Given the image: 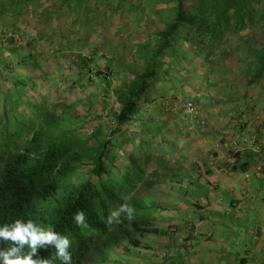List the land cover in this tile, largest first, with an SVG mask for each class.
<instances>
[{
	"label": "crops",
	"instance_id": "obj_1",
	"mask_svg": "<svg viewBox=\"0 0 264 264\" xmlns=\"http://www.w3.org/2000/svg\"><path fill=\"white\" fill-rule=\"evenodd\" d=\"M16 1L0 0V29L14 24L19 34L41 37L32 48L22 45L17 56L4 57L10 65L7 73L0 69V116L3 105L15 114L44 103L41 83L63 81L65 65L76 68L75 59L62 54L82 49L72 44L63 50L59 38L51 40L54 30L43 23L45 16L62 17L67 24L62 32L86 35L88 52L97 48L90 34L118 23L109 33L123 32L129 38L122 48L116 39L104 37L100 50L110 61L144 47L145 39L174 17V10L164 20L154 6L142 10L147 0H133L129 12L125 6L132 0H124L125 6L117 4L108 12L104 8L102 14L95 0H22L21 9ZM114 13L125 20L112 23ZM90 57L96 59L97 53ZM187 59L181 64L169 54L163 59L146 92L150 101L116 138L169 162L167 175L145 192L162 209L152 224L157 233L139 238L141 247L131 248L134 252L126 253V259L128 264H264V164L256 150L264 143V83L248 85L246 59L236 54L214 55L213 68L191 55ZM137 66L143 69L142 62ZM185 102L195 105L196 119L184 112Z\"/></svg>",
	"mask_w": 264,
	"mask_h": 264
},
{
	"label": "trees",
	"instance_id": "obj_2",
	"mask_svg": "<svg viewBox=\"0 0 264 264\" xmlns=\"http://www.w3.org/2000/svg\"><path fill=\"white\" fill-rule=\"evenodd\" d=\"M172 1L174 17L166 28L152 35V39H145L144 47L133 49L143 69L131 80H121L114 89L112 94L120 107L109 114L113 128L106 137L103 131L108 130V124L102 127V117L95 119L100 123L91 128L69 126L63 116H47L44 103L30 104L20 115L9 114L3 105L0 116V227L16 220H32L45 228L52 226L70 240L71 264L107 263V253L121 243L138 248L141 247L139 238L157 233L152 224L162 209L147 200L145 192L167 175L169 162L136 146L127 152L122 143L119 147L124 149V160L119 170L118 166H112L107 154L114 149L112 140L120 137L127 123L137 120L141 107L150 101L146 92L161 71L163 59L169 54L182 63L191 55L192 59L204 63L213 58L217 50H222L220 56H227L224 53L227 49H231L230 53L234 51L233 42L237 37L255 33L259 41L248 48L246 74L249 86L264 83V0ZM23 2L17 0L16 8L21 9ZM67 2L71 0H65ZM62 19L50 16L43 19V23L54 30L51 40L59 38L64 44L63 50L73 48L72 44L81 48L82 53L75 50L68 55L76 58L77 68H89L95 63L90 56L100 50L104 34L98 31L90 34L89 41L97 42V48L88 52L84 49L88 46L86 35L62 32L67 25ZM2 29L18 33L14 24ZM114 36L122 48L127 46L124 39L129 37L120 38L118 33ZM39 37L41 35L36 33L33 40ZM8 43L13 44L12 39ZM68 55L62 54L64 58ZM9 65L10 61L0 56L3 73L9 72ZM89 71L88 82L92 81V76L105 81L101 73ZM87 130L93 132L88 138L83 137ZM124 203L134 207L133 219H126L122 213L120 223L109 224L110 212ZM79 211L84 212V225L75 223L74 217ZM12 246L11 242L0 240V251ZM23 251L27 253L30 249L25 246ZM55 256L54 247H45L37 249V256L33 258ZM54 264L63 262L57 258Z\"/></svg>",
	"mask_w": 264,
	"mask_h": 264
},
{
	"label": "rangeland",
	"instance_id": "obj_3",
	"mask_svg": "<svg viewBox=\"0 0 264 264\" xmlns=\"http://www.w3.org/2000/svg\"><path fill=\"white\" fill-rule=\"evenodd\" d=\"M96 1V10L97 12L100 11L102 14L104 8L105 10L110 11L115 9V5L119 4V6H125L126 2H123L124 0H95ZM53 3H55L53 1ZM174 2L172 0H147L144 3H142L143 8L142 10H147L151 8V6H154L152 8H155V10L160 9V16L164 20L165 17L168 15H171V13H167V11L174 10ZM105 4L107 7H104ZM136 3L132 1H128L125 6V11L129 12L132 11V6H134ZM163 11V12H161ZM164 11L165 14H164ZM172 17V16H171ZM170 17V18H171ZM121 18L116 19L115 13L112 14L110 17V21L113 23L115 21H119ZM102 20V18H101ZM121 20H125V18H122ZM124 23V22H123ZM118 23L114 22L113 27L117 25ZM104 26V25H103ZM112 27V29H113ZM103 28L100 26L98 31ZM125 31H130V29L124 25L123 27ZM111 27L104 26V31L101 32L102 34L105 32L104 37H111L113 40V37L116 33H109L111 30ZM118 31V30H117ZM116 31V32H117ZM113 34V35H112ZM123 32H118V36L121 38H126L129 35H126ZM33 36L29 33H14L10 30H4L2 29L0 32V56L2 57H8L10 53L13 55H18V50L23 46V48H29L33 47L35 45V42L33 41ZM125 36V37H124ZM87 37V36H86ZM101 39L100 46L104 45V42L106 41L105 38ZM258 36L255 33L248 34L246 36H239L234 40V44L236 45L234 51L231 52V54L239 55L240 58L245 59L248 54V48L256 46L258 44ZM12 39L13 44L8 43V40ZM55 41V40H54ZM229 45V44H228ZM231 47H234L231 46ZM101 49V47L99 48ZM12 51V52H10ZM216 56L222 55V50H217ZM231 49L225 50L224 53L230 54ZM20 55L24 56L21 51ZM124 53H126V50H124ZM135 51L132 49V51H127V56L125 54V57H121L120 54L116 55L112 60L107 58L109 54H105L103 50H99L97 52V57L95 59V63L91 64L88 67H71L70 65H65V74L63 81L57 80V81H45L42 84V93L43 98H45L44 105L47 108V116L52 115L54 118H63L64 121L68 122V125L70 126H76V125H86V127L91 128V126H96V124H99L100 121L95 120L97 118H101V125L104 128L105 124H108V130L106 132L103 131V135L106 137L110 131V129L113 128L112 123L110 122L109 114L111 111H117L120 107L118 100L116 99L115 95H113V91L116 87H118V84H120L121 80H131L134 75L139 74L141 72V69L139 66H137V63L140 64L141 60L140 57L136 55ZM68 54H66L67 56ZM71 55V54H70ZM65 57V59H76L74 56ZM13 62V61H12ZM181 64V61H179ZM19 64V63H18ZM203 64L205 66H209L213 68L212 64V58H210L209 61H205ZM17 65V63H16ZM225 66V65H224ZM177 67L179 65L177 64ZM89 69L93 71H97V73H101L103 75L104 82H101L97 78H94L92 75L91 78L92 81L88 82V77L90 75ZM178 69V68H176ZM78 71V72H77ZM44 86V87H43ZM107 89V91H106ZM46 90V91H45ZM46 92V93H45ZM105 94H108V96H105ZM44 95H47L46 97ZM10 107V106H9ZM22 109H19L15 112V115H20ZM54 115V116H53ZM63 116V117H62ZM104 119V121H103ZM56 120V119H55ZM71 120V121H70ZM70 121V122H69ZM93 131V130H92ZM93 132L90 130H87V132H83V137H89L92 135ZM121 141V140H120ZM120 141H116V139L112 140V146L114 147L113 150H110L107 154L108 160L111 161L112 166H118L120 168L119 170H122L121 163L124 160L123 152L124 149H120ZM126 151L128 152L129 149H131V146L129 144L124 145ZM115 170L112 169V174L115 175ZM80 181V177L78 178ZM129 252H134L129 246L126 244V242H123L120 244V246L114 248L113 251H109L107 253V263L103 264H128L130 261L126 259L127 256L126 253L129 254ZM132 256V255H131ZM95 258V257H94ZM134 258V256H133ZM93 259V258H92ZM89 264H93V261H90Z\"/></svg>",
	"mask_w": 264,
	"mask_h": 264
},
{
	"label": "clouds",
	"instance_id": "obj_4",
	"mask_svg": "<svg viewBox=\"0 0 264 264\" xmlns=\"http://www.w3.org/2000/svg\"><path fill=\"white\" fill-rule=\"evenodd\" d=\"M135 209L132 205L124 203L118 209L111 211L108 216V223L114 221L120 223L119 217L125 214L126 219L132 220ZM77 225L85 224V215L83 211H79L74 217ZM0 240L11 242L12 247L7 250L0 251V261L2 264H54L55 259H60L63 264H71L72 257L68 249L71 242L67 236L56 232L52 226L42 227L32 220L24 222L16 220L11 225L0 227ZM27 246L30 251L25 253L23 250ZM45 247H54L56 256L51 258H36L37 249Z\"/></svg>",
	"mask_w": 264,
	"mask_h": 264
},
{
	"label": "built area",
	"instance_id": "obj_5",
	"mask_svg": "<svg viewBox=\"0 0 264 264\" xmlns=\"http://www.w3.org/2000/svg\"><path fill=\"white\" fill-rule=\"evenodd\" d=\"M183 109H184V112L187 114V115H190L193 117V119H196L197 117V109L195 107V105L191 102H185L183 104ZM198 123L200 125H204V122L203 121H198ZM256 150H257V153H258V156H259V161H260V164H264V143L263 144H260L256 147Z\"/></svg>",
	"mask_w": 264,
	"mask_h": 264
}]
</instances>
